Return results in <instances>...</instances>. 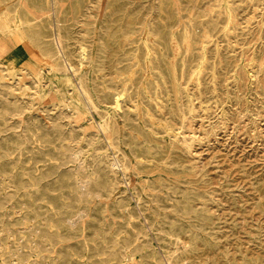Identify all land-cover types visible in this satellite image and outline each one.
Returning a JSON list of instances; mask_svg holds the SVG:
<instances>
[{
    "label": "rangeland",
    "instance_id": "1",
    "mask_svg": "<svg viewBox=\"0 0 264 264\" xmlns=\"http://www.w3.org/2000/svg\"><path fill=\"white\" fill-rule=\"evenodd\" d=\"M0 264H264V0H0Z\"/></svg>",
    "mask_w": 264,
    "mask_h": 264
}]
</instances>
